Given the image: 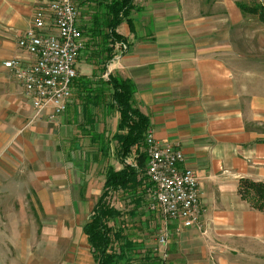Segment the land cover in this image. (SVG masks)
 Wrapping results in <instances>:
<instances>
[{"label": "crops", "instance_id": "obj_1", "mask_svg": "<svg viewBox=\"0 0 264 264\" xmlns=\"http://www.w3.org/2000/svg\"><path fill=\"white\" fill-rule=\"evenodd\" d=\"M84 1L74 0L81 30L89 27L100 0ZM226 1L135 0L117 29L125 42L115 45L102 77L111 74L135 84L149 131L157 141L178 147L183 166L197 174L203 208L202 228L170 223L162 250L158 243L147 245L163 217L155 214L149 193L144 195L138 214L149 219L130 231L138 255L128 264H264V212L239 193L242 179L264 183V68L257 67L255 56L237 49L240 29L249 24L244 17L253 15L240 10L242 1ZM40 2L0 0V186L15 195L33 186L43 205H64V227H45L39 239L33 225L22 223L16 228L21 237L7 245L1 226L0 264H97L84 229L103 195L108 169L123 168L118 145L111 147L120 115L97 101L87 103L78 86L64 115L52 117L49 108L31 122L34 104L4 63L34 61L19 41ZM91 50L83 51L76 67L79 77L93 81L101 71L90 59ZM112 152L121 168L108 165L98 183L89 174L91 167L109 160ZM127 162L137 165L132 157ZM22 165L34 169L35 181L17 179ZM88 204L93 206L86 215Z\"/></svg>", "mask_w": 264, "mask_h": 264}, {"label": "trees", "instance_id": "obj_2", "mask_svg": "<svg viewBox=\"0 0 264 264\" xmlns=\"http://www.w3.org/2000/svg\"><path fill=\"white\" fill-rule=\"evenodd\" d=\"M88 1L92 0L84 2ZM134 2L135 0L97 1L96 13L92 16L89 27L82 32L90 41V44L88 41L85 43L84 51L92 49L90 59L98 66L101 74L95 75L93 81L78 76L73 83L74 88L83 87L81 91L86 93L87 103L97 101L99 105L117 110L120 115L118 132L114 135V140L118 143L116 153L123 168L119 171L113 167L108 169L103 195L84 229L97 264H128L138 255L136 248L138 244L134 243L125 223L117 226L118 221L123 218V213L110 204V197L114 193L125 192L135 205L132 211L135 215L143 207V197L151 188L144 173L148 160L145 139L150 129V121L137 106L136 86L129 79L111 74L107 79L102 77L115 57V45L125 42L117 29L128 19ZM237 5L244 14L257 16L264 22V5H250L244 2H238ZM130 157L136 160V166L128 164ZM239 193L254 209L264 212L263 182L242 179ZM111 222L114 224L111 225Z\"/></svg>", "mask_w": 264, "mask_h": 264}, {"label": "built area", "instance_id": "obj_3", "mask_svg": "<svg viewBox=\"0 0 264 264\" xmlns=\"http://www.w3.org/2000/svg\"><path fill=\"white\" fill-rule=\"evenodd\" d=\"M79 15L74 0H41L32 26L19 41L20 48L34 56V61L27 65L20 59L4 63L24 87L38 115L51 108V116L60 117L71 103L73 83L78 77L76 64L86 46L77 25ZM52 27L56 33H52ZM145 143L152 208H158L163 217L158 244L166 248L170 223L202 228L200 183L195 171L183 166L185 157L178 147L157 141L151 130Z\"/></svg>", "mask_w": 264, "mask_h": 264}, {"label": "rangeland", "instance_id": "obj_4", "mask_svg": "<svg viewBox=\"0 0 264 264\" xmlns=\"http://www.w3.org/2000/svg\"><path fill=\"white\" fill-rule=\"evenodd\" d=\"M232 1H242L250 5L254 4H264V0H229V2L232 3ZM79 2V0H78ZM222 2H228L226 0H221ZM77 3V1H76ZM244 20L249 22V25H253L250 27L243 26L240 29V40L238 41V47L237 49L244 53H249L251 56H255V60L257 62L258 68H264V23L259 20L257 16H245ZM249 38V40H248ZM250 41V42H249ZM25 93V92H24ZM26 96V94H25ZM27 97V96H26ZM35 115L31 122L33 123V120H36L38 117L36 108ZM47 111V110H45ZM44 111V112H45ZM116 117V115H115ZM114 117V121H115ZM56 131V130H54ZM152 131V130H151ZM153 132V131H152ZM112 133V132H111ZM117 144L116 142H113L111 147L116 148ZM146 150V148H145ZM108 165H113L116 168H121V164L118 162L116 156L111 154L109 160H102L99 164L93 165L90 170V175L93 177L92 179H97L98 183H102L103 179L105 177V171L107 169ZM25 166L22 165V168ZM34 173V169L32 167H26L24 170L22 169L17 173L19 176L17 179L20 180V178L23 181L31 182L32 179L35 181L36 178ZM39 174H43V172H38L37 176ZM148 178V176H147ZM148 182L151 184L149 178ZM34 183V182H32ZM31 185V183H29ZM152 186V184H151ZM33 188V186L26 187L23 194L21 195V191L19 195H15L12 192V189L10 187H2L0 186V227L5 228V240L6 244H11L9 240L11 241L13 239H18L21 237V234L17 231L19 226H23L22 223H26L27 225H33L37 230L38 238L40 239V236L44 232V228L50 226L51 228H54V230L58 227H64V205H62L61 208H59L58 205L54 204H42L40 203L36 189ZM21 190V189H20ZM26 190H28L27 199L25 197H22L23 195H26ZM110 204L120 210L123 213V218L118 221L117 226H120L122 223H125L126 228L129 231H132L135 229V225L140 224V221H144L147 223L148 217L147 215L144 217L140 213L136 216L133 215L132 211L135 207L134 203L130 200L128 195L125 192H118L114 193L112 197H110ZM153 202V200H150ZM89 207L87 209V213L91 214V208L93 204H88L86 207ZM139 212V211H138ZM155 214L161 217V213L158 208H155ZM151 214V213H150ZM143 216V218H142ZM62 217V219H60ZM144 223V224H145ZM114 223L111 222V225ZM29 227V226H27ZM14 228L16 229V233H14ZM157 230H160L161 227L157 226ZM145 229V228H144ZM146 230V229H145ZM156 230L155 236H153L151 239L153 242H146L148 246H157L158 242V236L159 231ZM144 231V230H142ZM138 229V233L142 232ZM146 237L150 238L149 232H146ZM152 233V232H151ZM141 235H144L143 233ZM132 236V235H131ZM54 238L57 236L53 235ZM136 237V236H133ZM162 250H164V247H161ZM10 254L12 252V247L10 246Z\"/></svg>", "mask_w": 264, "mask_h": 264}]
</instances>
